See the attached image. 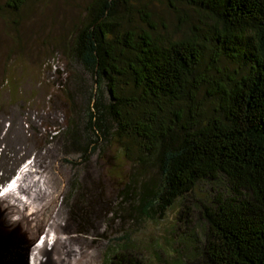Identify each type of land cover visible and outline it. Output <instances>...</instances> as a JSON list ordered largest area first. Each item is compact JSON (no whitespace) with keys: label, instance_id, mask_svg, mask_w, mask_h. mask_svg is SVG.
I'll return each instance as SVG.
<instances>
[{"label":"trees","instance_id":"16d2710c","mask_svg":"<svg viewBox=\"0 0 264 264\" xmlns=\"http://www.w3.org/2000/svg\"><path fill=\"white\" fill-rule=\"evenodd\" d=\"M167 1L198 13L189 34L164 36L148 12L127 27V0L88 7L72 50L98 84L85 151L114 137L143 213L211 187L207 240L186 264H264V0ZM110 264L143 263L120 252Z\"/></svg>","mask_w":264,"mask_h":264},{"label":"rangeland","instance_id":"374dc122","mask_svg":"<svg viewBox=\"0 0 264 264\" xmlns=\"http://www.w3.org/2000/svg\"><path fill=\"white\" fill-rule=\"evenodd\" d=\"M8 1L0 0V156L5 150L16 155V163L9 170L0 167V229L9 233L5 221L27 213L30 221H36L23 240L33 236L35 246L43 244L50 229L41 205L26 208L22 203L19 207L15 196L2 200L18 184L33 178L44 181L34 160L39 153L49 152L57 177L48 183L55 192L49 204L54 212L48 220L57 214L80 236L98 222L104 233L93 264H110L120 252L133 254L143 264L188 263L193 249L207 240L205 207L211 208L216 195L211 187L200 184L167 212L143 213L129 185L132 166L119 157L114 137L102 138L95 151H85L87 138L97 139L88 128L98 84L72 50L78 32L89 24L87 9L95 0H25L18 10L8 7ZM127 2L121 10L127 27L145 26L143 13L148 12L168 38L189 34L200 19L190 7L172 8L167 0ZM231 66L225 67L234 69ZM101 91L109 101L105 85ZM86 160L100 175V183L91 189L83 169ZM52 200L43 201L44 205ZM55 238L54 232L49 233L50 246ZM16 247L17 240L11 247H2L0 242V264H15L10 253ZM43 258L47 260L39 257ZM27 263L40 264L31 254Z\"/></svg>","mask_w":264,"mask_h":264},{"label":"bare ground","instance_id":"6f19581e","mask_svg":"<svg viewBox=\"0 0 264 264\" xmlns=\"http://www.w3.org/2000/svg\"><path fill=\"white\" fill-rule=\"evenodd\" d=\"M48 154L49 152L46 155L39 153L37 159L34 160L37 171L40 169L38 173L41 178L44 179V183L41 182L40 179L36 180L33 178L27 180L25 184H20V186L18 184V186H15L2 201H6L15 196L19 207L24 206L22 203H26V208L29 206L36 208L38 204L41 205V212L47 213L44 222L47 224L46 222L49 221V233H55V241L50 246L48 241V232L46 239L41 246H35L33 236L26 237V240H23L24 238L22 236L25 237L28 230H32V221H36L34 218L30 221V218H27V213H24L22 217L15 219V221H12V219H9L7 222L5 221L6 225L10 228V231L8 230L9 233H6L5 229H0L1 246L11 247V244L17 240V249L13 254L10 253L12 262L15 264H28L27 260L30 254L33 256V260L35 259V262L38 261L40 264H93L96 251L99 250L101 245L100 234L104 233L98 222H96L95 226L93 225V227L89 229L86 228L84 235L80 236L79 234H76V231H72L68 221H65L62 217L57 216L56 212V217L54 218L53 216L52 220H48L54 212L51 210L53 205L49 206V204L53 203L52 199L54 198L55 193L52 191L53 187L48 186V183L51 184L57 177V173L54 172L55 169L53 167V163L49 160ZM15 159L16 155L11 156L9 152L4 150L0 156V167H6L9 170L10 167L15 165ZM29 166L31 168L32 163ZM83 169L85 176L90 178V181L87 183L88 188L91 189L94 186V183H100L98 170H96L88 160H86L83 165ZM32 186L36 189H32ZM29 191H34L36 194H30ZM48 200H52V202H47L48 205H44L43 201ZM10 205L13 207L14 203ZM11 207L3 213L8 214ZM26 208L23 207L24 210ZM37 223L40 224L41 221ZM6 225H2V227L4 228ZM41 226H44V224ZM40 256L47 257V260L45 261V258L40 260Z\"/></svg>","mask_w":264,"mask_h":264}]
</instances>
